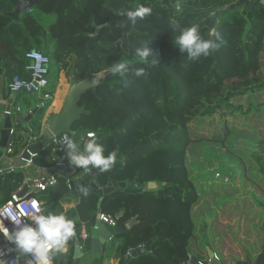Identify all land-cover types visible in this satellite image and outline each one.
<instances>
[{"label": "trees", "instance_id": "1", "mask_svg": "<svg viewBox=\"0 0 264 264\" xmlns=\"http://www.w3.org/2000/svg\"><path fill=\"white\" fill-rule=\"evenodd\" d=\"M129 1L133 9L144 5L152 12L135 22L137 32H129L130 51L126 53L117 43L125 25L122 18L95 36L89 35L94 32L92 20L99 24L109 19L110 9L103 6L111 4V0H87L85 14L75 16L69 12L79 11L78 7L64 0L56 24L46 29L34 25L25 31L6 23L11 17L4 12L10 11L12 5L8 0H0V75L6 79L14 75L27 78L25 54L33 49L49 57L56 79L63 70L66 78L79 81L109 71L119 61H128L122 74L100 80L82 96L80 105L84 111L72 125L77 130L73 139H88L86 134L94 132L98 143L104 145L105 155L117 151L114 168L121 174L128 172V167L148 166L151 159L162 158L167 152L180 156V178L191 187L190 194L177 190L173 194L144 195L146 182L142 181L137 193L128 194L114 212H107L117 215V224L121 226L131 217H138L137 223L121 234L117 246L119 264L129 249L149 240L150 253L139 255L128 264H190L191 245L196 244L199 224L200 230L208 229L214 234L213 240L224 243L227 233L222 219L236 217L238 224L241 218L253 219L264 210V103L247 101L249 109L243 111V103L235 102L244 94L264 91V82L256 84L264 58V3L257 0L244 13L245 5L220 13L213 26L216 34L211 36L209 26L200 27L202 38L212 39L220 47L207 57L189 60L188 52H181L174 44L178 30L173 32L170 23L178 21L180 27L197 24L211 12L237 0H179L180 11L174 8L175 0ZM117 2L123 5L120 0ZM94 6L102 8L101 17L93 19ZM144 40H150L152 48L148 63L141 62L136 54ZM153 60L155 64L151 63ZM138 68L145 69L144 75H135ZM56 79L50 80L51 90ZM226 82L232 86L224 92ZM237 110L240 116L235 114ZM44 111L39 109L33 125ZM145 127L155 132L138 140ZM231 137L249 138L247 153L228 148L224 154L235 165L225 169L220 162L217 180L207 183L208 176H198V185L187 167L188 151L202 153L206 147L214 150V146ZM46 155L44 151L35 156V164L47 165ZM164 187L166 191L172 189L167 184ZM7 192L0 182V205L9 198ZM34 194L42 199L45 213L55 212L60 203L76 198V207L65 212L74 220L76 231L82 224L90 226L95 221L98 195L89 192L85 198L81 191H71L62 176H58L54 186ZM209 212H214V216L203 224ZM73 242L74 238L69 241L71 246ZM235 264H264V247L254 260L237 259Z\"/></svg>", "mask_w": 264, "mask_h": 264}, {"label": "water", "instance_id": "2", "mask_svg": "<svg viewBox=\"0 0 264 264\" xmlns=\"http://www.w3.org/2000/svg\"><path fill=\"white\" fill-rule=\"evenodd\" d=\"M12 6L15 7L12 11L4 12L6 16L11 17L14 21H18L19 15L26 13L31 7L35 4H38L40 1L36 3L34 0H8ZM257 0H237L234 3L228 4L220 8L219 10L211 12L207 17L200 20L197 24L202 27L203 25L209 26L212 28L218 19L220 13L234 9L245 4V10L243 13L249 9V7L253 6ZM264 3V0H260ZM132 10L131 3L128 4L127 11ZM126 11L120 10L114 12L111 19L106 22L96 26V32L101 29L109 26L111 22L117 17L123 15ZM135 30L132 28V22L128 21L123 26L124 33L121 38L118 39L117 43H119L122 49L129 53V42H128V32L130 30ZM137 32V31H136ZM100 82V79L95 74L91 77H86L79 81H73L70 83L67 93L65 95L64 101L62 103L61 108L57 113H53L49 115L45 121L47 123L48 129L54 133L55 135H60L66 133L70 135L72 138L77 134V130L72 129L73 123L80 117L82 112L84 111V106L80 105V101L82 96L91 88L96 87ZM16 97V93L10 92L9 97L7 98L6 108L10 109L13 104V100ZM37 108H35L30 114L27 115L28 119L37 112ZM29 122V121H28ZM11 126V119L9 115H5L3 118L2 125L0 127V158L5 150V146L9 139V128ZM16 128H21L22 125H15ZM48 143V138L43 139L39 142H33L26 145V148L22 151L21 157L24 159H28L30 154H34L40 151L41 147ZM24 165V161L22 159H18L15 164V167H21ZM9 169H5L4 173H8ZM58 174L64 177L67 180V185L71 191H80L81 187H86L89 189V192L98 195L97 201V212L95 216V221L92 225L89 226V238L84 242L86 244L83 246L81 243V238L79 237L78 232L76 231V235L74 237V257L85 255L86 257H90L95 254H101L102 248L105 244L109 243L114 236L122 234L126 231V229H130L134 224L137 223L138 217L137 215L131 217L125 224V226L116 225L110 226L101 221H99V211L103 205V200L105 203H109L114 197L115 193L118 191H124L127 189V183L123 181H116L113 178V171L100 172L98 169L89 168L88 170H84L82 168H75L73 166H69V168L62 172L61 170L57 171ZM2 176V174H0ZM27 184H31L28 181ZM29 185H24L22 189L19 191L18 195L20 197L24 196L27 191H29ZM131 186L139 187V183L131 184ZM155 187V182L150 181L147 182L145 188L142 191L152 190ZM33 192H38L37 189H33ZM151 243L152 240H149L147 243L137 246L135 248H131L125 254L122 264H128L131 259L136 258L139 255L150 253L151 251ZM214 252L208 251V260L209 264H223L220 260L213 258ZM190 264H197V259L195 257H191Z\"/></svg>", "mask_w": 264, "mask_h": 264}, {"label": "built area", "instance_id": "3", "mask_svg": "<svg viewBox=\"0 0 264 264\" xmlns=\"http://www.w3.org/2000/svg\"><path fill=\"white\" fill-rule=\"evenodd\" d=\"M25 57L28 59V63L25 65V71L28 73V77L23 78L14 75L10 79L5 78L2 87L3 92L5 94H9L10 92L16 94L25 93L33 96L36 100V108L45 109L46 111L54 97V92L50 89V59L42 51L37 49L28 51ZM6 105V100L0 99V117L3 118L5 115H9L11 119L9 139L2 154V157H5L6 161L3 163L0 162V174H4L5 169H9V172L14 171L13 163L10 160L14 161L15 158L22 159L24 165L21 168L27 169L29 172V177L23 180L21 187L12 192L9 198L0 205V225L6 227L11 232L15 227L12 217L24 223H32L30 216L36 211V208H39L41 212L45 213L44 204L37 196L29 193L22 197L18 195L22 187L29 185L28 187L31 189H37L38 192H43L57 183L58 176H60L57 171L61 170L65 172L70 165L66 158L62 142L63 136L68 134L55 135L48 129L46 121L43 120H39V131L47 134L48 143L41 147V152L47 151L46 160L48 164L44 166L35 164L33 159L40 152L30 154L28 159L22 158V146L28 142L27 140L35 137L33 128L28 126L24 134L20 133L22 132L20 128L14 127L22 120L20 107L16 106L7 109ZM19 148L20 150L18 151ZM219 176L217 173L216 177ZM28 181L31 184H27ZM33 202H35L36 207H33ZM117 219V215L100 209L99 221L110 226H116ZM78 234L83 245L89 238V226L85 225L81 227ZM13 249L14 246L9 243L3 233H0V261H2V264H34L33 258L30 255L21 256L17 260V254ZM213 258L219 260L218 255L215 253ZM197 264H209V260H197Z\"/></svg>", "mask_w": 264, "mask_h": 264}, {"label": "clouds", "instance_id": "4", "mask_svg": "<svg viewBox=\"0 0 264 264\" xmlns=\"http://www.w3.org/2000/svg\"><path fill=\"white\" fill-rule=\"evenodd\" d=\"M174 8L180 11L181 4L179 0H175ZM152 9L150 7L140 5L135 9L126 13L128 21L135 23L137 18L143 20L150 15ZM173 32L178 30V35L174 40V44L181 50L188 52L189 60L207 57L220 47L219 44L212 39H204L200 34V26L196 23L190 26L180 27L179 22L173 20L170 23ZM209 35L216 34V28L212 27L208 31ZM143 46L136 49V54L140 61L148 63V57L152 53L149 47L150 40L142 41ZM155 64L156 61H151ZM128 67V61H119L113 64L109 71L113 75L123 73ZM145 73L144 68L135 70V75L142 76ZM88 139L81 137L80 140L73 139L70 135H64L62 142L64 145L66 158L69 165L75 168L88 170L90 167L98 169L100 172H106L112 169L117 163L118 153L116 150L105 155V148L102 143H98V138L94 132L87 133ZM122 160V158H121ZM146 185V184H145ZM81 193L86 198L89 195V189L81 187ZM33 207H36L33 202ZM15 227L11 232L0 225V233H3L10 244L14 246L16 259L21 256L30 255L34 264H53V253L67 252V245L76 235L75 222L65 213H56L48 211L41 212L36 208L31 216L32 223H24L12 217ZM2 264V261H0Z\"/></svg>", "mask_w": 264, "mask_h": 264}, {"label": "crops", "instance_id": "5", "mask_svg": "<svg viewBox=\"0 0 264 264\" xmlns=\"http://www.w3.org/2000/svg\"><path fill=\"white\" fill-rule=\"evenodd\" d=\"M56 80H57L56 82L57 86L55 84V87H54L55 89L52 90L54 92L53 100L49 108L46 111H44V114L42 118L40 119L41 121L42 120L45 121V119L49 115L53 113H57L59 111L64 101V98H65V95L67 93L70 83L75 81L73 78H69V79L66 78L63 70H61L58 73ZM4 82H5V77L0 75V99H4L7 102V98L9 97V94H5L3 92L2 87H3ZM16 106H19L21 109L20 116L22 120L20 121L19 124L22 125V127L20 128V131L22 132L20 133L24 134V131L26 130V128L30 126L33 128V132L35 135L33 139L27 140L28 142H26L22 146L21 149L24 150L26 148V145L30 143L39 142L45 138H48L46 133H41L39 131V124H40L39 121L35 125L32 124V121L36 118V115L39 109L31 117V119L27 118V115L30 114L36 108L35 98L33 96L19 97L18 94H16V97L14 98L13 104L11 105V107H16ZM3 118L0 117V127L3 122ZM19 150L20 148L18 149V151ZM39 152H41V149ZM4 161H6V158L1 157L0 162L3 163ZM10 161L13 163L14 171L4 173L2 174V176H0L1 187L4 188L6 191H9V193L7 192V194H11L12 192L18 190L21 187L23 180L29 177V172L27 169H23L21 167H15V164L18 161V158H15L14 161L13 160H10ZM124 179H126V177L123 176V174L119 172L115 174V180L127 182ZM147 182H150V181L146 180V183ZM155 187H156V183H155ZM27 193L37 196L42 201V199L38 195L34 194L35 192H33V189H31L30 187H29V191H27L26 194ZM134 193H137V190L132 191V192L128 189L124 191H118L115 193L114 197L109 202V208H107V210H103L101 207V209L103 211L114 212L117 209V207H119V205L121 204L125 196H127L128 194H134ZM77 203H78V200L76 198L71 197L70 199H68L67 202L60 203L58 207L55 209V212L65 213L70 209H74ZM261 217L263 218L262 219L263 222L259 221ZM221 223L224 224L223 225L224 231L227 233V237L224 238V243L217 242L215 241V239L213 240L214 234H210L208 232V229H204L202 231L200 230V227L198 226V229H197L198 238H197L196 244L191 245V253L193 254V257H195L197 260L208 259V251H212L216 255H219L220 253L222 254V255H219L220 257H222V260L220 259L219 260L223 264H235V261L237 259L243 260L244 258H250L254 260L263 251L264 210L262 211L261 215H257L253 217V219L252 218L247 219L246 217L241 218L238 224H236V217L233 220H228V219L223 220L222 219ZM85 225L86 224H82L81 227ZM77 232H79V230H77ZM202 234L205 235L204 238ZM205 238H207V240ZM120 242H121V234L114 236L109 243L105 244L102 248L101 254H95L90 257H86L85 255H82L80 257L79 256L74 257V242L72 246L68 242L67 252L53 253V256H54L53 264H119L117 246L119 245ZM85 245L86 244H83V246Z\"/></svg>", "mask_w": 264, "mask_h": 264}, {"label": "rangeland", "instance_id": "6", "mask_svg": "<svg viewBox=\"0 0 264 264\" xmlns=\"http://www.w3.org/2000/svg\"><path fill=\"white\" fill-rule=\"evenodd\" d=\"M169 3L172 4L173 1H170ZM37 16L39 18L38 20L30 12V14H23L22 16H20L18 21H14L12 18H9L6 20V23L10 25L11 23L15 24L18 30L25 31L38 23H41L45 26V24H48V22H50L53 19V17L51 16H50L51 18H48V19L42 18L40 14ZM49 70H50V73H49L50 80L56 79V71L50 64H49ZM95 75L98 76L100 80H103V79L110 77L112 73H110V71L108 70L107 71L103 70V71L98 72ZM257 78L259 79V82L256 84L264 82V58L262 59L260 73L257 75ZM231 86L232 85L230 82H226L224 85V88H225L224 92H226L229 88H231ZM18 96L21 97V96H30V95L19 93ZM247 101H257V102L264 103V91L252 93L250 96L244 94L235 100V102L243 103V106H242L243 111H247L249 109V106L246 103ZM262 110L264 109L262 108ZM249 113L251 114L252 111ZM235 114L236 115L238 114V116H240L241 115L240 110H237ZM154 132L155 130L145 127V129L141 132L140 136L138 137V140ZM249 141H250L249 138H246L243 140L240 137L236 139L231 137L225 143L214 146V150L206 147L207 149L205 148V151L202 153H199V151H193V152L188 151V153L186 154V163H187V167L191 169L192 171L191 176H193L194 178L193 181H195L198 185H200L201 180L197 178L198 176H202V175L208 176L207 183L209 181H213L214 179L217 180L215 178L216 174L217 172L218 173L221 172V170H219L220 162H222L225 169L227 168L228 165L230 166V168H232V166L235 165L234 162L229 161L231 157L225 155L224 151H226L229 148L230 150H233L236 152L239 151L243 154H246L248 151V148L250 147ZM215 153L217 157H215L214 155ZM179 157L180 156L171 155L170 153L167 152V154H164L162 158L151 159V162L149 163L148 166L128 167V169H126V171L128 172L123 173V176L126 177V179L124 180L127 181L126 182L127 189L130 190L131 192L138 190L137 187L131 186L130 183H137V182L141 183L142 181L146 182L147 180V181L155 182L156 187H154V189L152 190L145 191L143 193L144 195L155 194L156 192H158V195L173 194V193H177L179 190H181V192H186L187 194H190L191 187L185 185L182 182L183 180L180 178V174L182 173V170L177 166V163L180 161ZM109 171H113V174L114 173L117 174V169L112 168ZM166 184L168 185L169 188L175 189V191L172 189L166 191L164 187V185ZM105 200L106 199L103 200V205H102L103 210H107V208H109V203H105ZM212 216H214V212H209L208 215L204 217L205 221L203 222V224H205V222H210L212 220ZM262 219L263 218L261 217L259 221L263 222ZM195 221H197V217ZM199 221L200 219H198V223H200ZM198 226H200V224Z\"/></svg>", "mask_w": 264, "mask_h": 264}, {"label": "flooded vegetation", "instance_id": "7", "mask_svg": "<svg viewBox=\"0 0 264 264\" xmlns=\"http://www.w3.org/2000/svg\"><path fill=\"white\" fill-rule=\"evenodd\" d=\"M37 1H40V0H34L35 3ZM63 1L64 0H41L38 4H35L33 7H31L24 14H30V12H31L32 15L37 18V20L39 19L38 16H37L39 14L41 15L42 18H47L48 19V18L53 17V19L50 22H48V24H45V26L43 24H41V23H38V22H37L38 24H35V25H40V26H42L43 28L46 29L48 26H50L52 24H56L58 22L59 17H60L61 12H62V11H60V9L62 8V5H63L62 2ZM70 1H71L72 4H74V6H75L74 8L78 7L79 11H77V12L71 11V12H69V15L75 16L76 14H78V15H84L85 14L84 11L87 8L86 7L87 0H70ZM120 1H122V3H123L122 6H120L118 4V2H117V4H115V0H111V4L110 3H105L104 6H103L104 8L107 7V8L110 9L111 13L109 15V19L108 20L111 19V17H112L114 12H117V11H120V10H125L126 11L123 15H121V16L117 17L116 19H114L111 22V24L113 22H115V20H119L121 18L123 19L124 24H126V22H127L126 13H127V9H128V4L129 3H131L132 9H133L132 1H129V0H120ZM243 5H245V4H243ZM47 6H49V7H47ZM14 9H15V7L12 6V9L10 11H12ZM101 10H102V8H100L99 6L98 7L94 6V8H92L91 13L93 12V14H92L93 15V19H95L96 17H101L100 16ZM22 15L23 14H20L19 17L22 16ZM100 24H102V23L98 24V23H96L95 20H92L91 25L94 27V32L89 33L90 36H95L99 32V31L96 32V26H98ZM134 24L135 23H132V28H135ZM131 31H134V30L131 29L129 32H131ZM129 32H128V34H129ZM123 33H124V30L122 32V35H123ZM127 36H129V35H127Z\"/></svg>", "mask_w": 264, "mask_h": 264}]
</instances>
